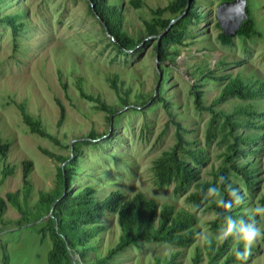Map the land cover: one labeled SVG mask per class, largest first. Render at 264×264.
Masks as SVG:
<instances>
[{"label":"rangeland","instance_id":"1","mask_svg":"<svg viewBox=\"0 0 264 264\" xmlns=\"http://www.w3.org/2000/svg\"><path fill=\"white\" fill-rule=\"evenodd\" d=\"M118 1L122 2L123 29L134 37L144 35L134 51L117 53L109 43L110 36L90 11L88 0H0V15L23 11L21 19L25 21L16 38L8 25L0 23V136L10 143L6 157L0 156L1 196L7 191L21 190V163L23 160L32 162L28 175L30 191L23 212L25 219L18 224L19 214L8 202L0 219V264H48L51 240L49 236L41 238L39 230L44 226L45 217L35 220L33 208L40 192L53 188L58 162L40 149L65 155L74 140L80 147L79 175L74 189L91 185L97 199L113 189L121 190L126 196L142 191L159 202H172L177 208L187 209L197 217L193 227L194 241L184 249L160 242L145 243L142 248L129 247L118 252L106 264H154L155 258L162 260L175 250L180 251L175 264H192L197 251L200 254L197 264H209L205 243L197 233L214 235L217 232L218 229L212 231L209 226L213 211L187 202L186 195L193 186L174 194L172 184L161 188L154 184L152 161L174 143V126L165 127L168 117L162 104L156 100L152 102L153 99L148 101V98L153 93L158 95L156 88L165 74L160 95L171 102L175 119L191 130L187 137L203 147L205 160L200 166V177L209 179L211 171L222 163L226 142L220 140L219 134L206 142L210 112L194 107L190 85L195 80L202 83L203 104L209 105L219 95L226 79H212L210 75L200 78L206 69L213 75L240 73L245 81L264 80V0H246L257 34L234 36L227 44H222L217 37L220 28L216 25L215 7L220 0H197L195 9L201 13V19L185 38V43L170 46L176 53L172 61L162 63L161 72L153 48L157 37L145 35V20L151 19L153 9L165 6L169 0ZM112 77L119 87L128 90L129 101L147 102L136 103L139 109L134 105L121 107L107 80ZM61 81L66 83V88ZM80 88L118 109L121 107L112 127L106 113L97 109L94 101L83 97ZM231 97L216 108L231 112L242 102ZM57 100L64 108L60 123ZM17 103L24 104L27 112L40 118L43 127L57 142L32 133L22 121ZM252 105L255 109H264V95L258 96ZM221 120V116L217 118L218 122ZM245 129L257 131L253 127ZM90 130L97 134L109 130L112 136H101L85 143L82 139L88 140ZM257 147L255 155L238 158L239 161L251 160L254 156L258 166V184H255L253 196L245 192L244 213L258 204L264 191V139ZM6 164L13 170L3 177L1 169ZM231 177L242 186L239 177ZM256 220L264 228V216H257ZM102 224L105 230L94 238L100 255L114 245L118 230L115 215H105ZM234 248L231 239L227 253ZM72 259L73 264H92L91 256L85 262L76 255ZM224 259L222 255L213 264H221ZM239 264H264V240L258 239L251 254Z\"/></svg>","mask_w":264,"mask_h":264},{"label":"trees","instance_id":"2","mask_svg":"<svg viewBox=\"0 0 264 264\" xmlns=\"http://www.w3.org/2000/svg\"><path fill=\"white\" fill-rule=\"evenodd\" d=\"M88 1L90 11L100 21L103 31L106 32L107 30L111 38L109 43L113 45L117 53L136 50V46L144 39V35L134 37L123 29L120 10L122 2L118 0ZM186 2L187 0H169L165 6L153 9L151 19L145 20V35H155L157 37L153 48L155 55L157 54V60L160 62L159 72L163 70L162 63L167 60L172 61V55L176 53L174 49H170V46L185 43V38L201 19V13L195 9L197 0H192L188 12L176 19L184 10ZM246 8L248 16L241 22L240 28L234 36L250 37L257 34L256 24L250 14L248 5ZM165 14L167 16H164ZM22 17H24L23 11L0 15V23L10 27L13 38H16L20 28L25 24L24 19H21ZM173 18H175V21L168 28L169 21ZM216 25L219 27L218 23ZM217 37L222 44L232 41V37L224 35L221 30ZM206 72L210 73L206 75ZM58 75L60 77V73ZM163 75L159 80V86L156 88L158 95L153 93L148 101L153 99L152 102L156 100L162 104L168 117L165 127L169 124L174 126V143L167 149L162 150L152 161L151 170L155 186L161 188L172 184L174 194L182 193L193 186V189L187 193L186 200L195 207L203 205L205 210L213 211L214 217L209 221L212 231H216L223 224L222 216H218V214L232 215L234 218L248 220L247 213L243 212L244 207L247 206V202L245 203L244 200L245 192L248 191L247 194L250 197L253 196L255 184H258V166L254 156L251 160L239 161L238 158L247 157L249 154L255 155L259 150L257 144L264 139V119H262L264 109H255L252 105V102L258 96L264 95V80L245 81L240 73H236L234 76L213 75L211 70L206 69L200 78L210 75L212 79H226L219 95L209 105L203 104V90L200 88L202 83L195 80L190 85L194 107L210 112L205 133L206 142L211 141L218 134L221 137L220 140L226 142L225 149L222 152V163L211 171L209 179H202L200 177V166L205 160L204 149L202 146L196 145L194 139L187 137L186 134L191 130L186 129L179 120L175 119L171 102L160 95L161 85L166 81ZM107 80L118 97L121 107L134 105L136 109H139L136 103L143 105L147 102L143 100L132 103L128 99V90L119 87L114 77L107 78ZM61 84L63 88H66L65 82L61 81ZM80 94L94 101L96 108L106 113L110 127L114 125L115 117L119 114L121 107L118 109L115 105L108 104L97 96L86 94L81 88ZM229 97L238 98L242 102L235 105L229 113L216 108L218 104ZM57 103L59 106L58 123H60L64 117V108L58 100ZM17 107L21 113L22 121L32 133L57 142V139L43 127L40 118L34 117L26 111L24 104L17 103ZM241 115H244V117H241ZM220 116L222 120L218 122L217 118ZM251 127L257 129V131L245 129ZM239 128H242V130L239 131ZM101 136L110 137L112 132L110 133L107 130L102 134H97L90 130L88 140H84V138L82 140L86 143ZM78 144L79 142L74 140L69 147V152L65 155L47 149H40L50 159L58 162L53 188L48 192L41 191L33 208L36 212L35 220L45 217L44 226L40 227L39 230L41 238L49 236L51 240V247L47 255L48 264H73L72 257L74 255L81 262H85L86 258L91 256L92 264H106L118 252L129 247L142 248L145 243L160 242L184 249L194 241L193 227L197 222L196 215L187 209L177 208L172 202H159L146 196L142 191H136L132 195L126 196L121 190L113 189L101 199H97L95 189L91 185L74 189V181L79 175L80 147ZM9 149V141L0 136V156L6 157ZM21 165V190L7 191L4 196L0 195V219L8 202L19 214L18 224L25 219L23 212L30 191L28 175L32 162L23 160ZM12 170L13 167L10 165H3L1 169L3 177L11 173ZM231 175L241 179V187L232 179ZM221 177L224 178L223 183H220ZM213 186L220 190V194L224 199H230L228 195L229 187L237 189L243 197V203L238 206L234 205L231 209L219 206L217 203L218 198H205L208 188ZM258 204L264 205V191L258 198ZM108 214L115 215L117 218V236L114 245L100 255L94 238L105 230L102 218ZM262 239L264 240V238ZM230 242L231 238L223 243H217L213 240L211 245H204L209 264H213L222 255L225 256V259L221 264H239L243 262L235 258L234 249L227 253ZM91 253H93V256ZM179 255L180 251L175 250L162 260L155 258L154 264H175ZM199 259L200 254L197 251L192 259V264H197Z\"/></svg>","mask_w":264,"mask_h":264},{"label":"clouds","instance_id":"3","mask_svg":"<svg viewBox=\"0 0 264 264\" xmlns=\"http://www.w3.org/2000/svg\"><path fill=\"white\" fill-rule=\"evenodd\" d=\"M224 182L221 177L220 183ZM228 195L230 199H224L220 190L213 186L209 187L205 198L216 197L219 206L231 209L234 205L238 206L243 203V197L239 194L238 190L229 187ZM248 220L243 218H234L232 215L222 216L223 224L218 228L217 232L213 235L211 233H197L198 238L202 243L211 245L213 240L218 243H223L225 240L231 238L235 248L234 256L239 261H245L251 254L253 244L258 240L264 238V228L259 226L256 217L264 216V205L256 204L246 209Z\"/></svg>","mask_w":264,"mask_h":264},{"label":"water","instance_id":"4","mask_svg":"<svg viewBox=\"0 0 264 264\" xmlns=\"http://www.w3.org/2000/svg\"><path fill=\"white\" fill-rule=\"evenodd\" d=\"M191 2L192 0H187L184 10L176 17V19L184 16L188 12ZM246 7V0H222L217 4L215 7V17L219 28L224 35L233 37L236 34V31L240 28L241 22L248 16ZM174 21L175 18L169 21L168 28ZM106 34L108 35L107 30Z\"/></svg>","mask_w":264,"mask_h":264}]
</instances>
